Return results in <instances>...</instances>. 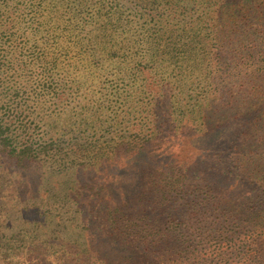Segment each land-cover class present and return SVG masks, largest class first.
<instances>
[{"label":"trees","instance_id":"obj_1","mask_svg":"<svg viewBox=\"0 0 264 264\" xmlns=\"http://www.w3.org/2000/svg\"><path fill=\"white\" fill-rule=\"evenodd\" d=\"M1 2L0 146L52 163L63 235L3 264H264V0ZM135 150L136 184L81 182Z\"/></svg>","mask_w":264,"mask_h":264},{"label":"rangeland","instance_id":"obj_2","mask_svg":"<svg viewBox=\"0 0 264 264\" xmlns=\"http://www.w3.org/2000/svg\"><path fill=\"white\" fill-rule=\"evenodd\" d=\"M35 1V0H33ZM61 4V8H58V16L63 19L64 22L67 18H70L71 13L64 7V4L61 0H57ZM0 6L3 7V3L0 0ZM8 17H4V15L0 16V28L1 30H6L7 32V19ZM23 31L24 27L22 28ZM57 32L66 31L61 25L55 27ZM4 45V41L0 36V46ZM68 55H72L68 54ZM13 127H10L12 130ZM189 129H184L181 132H178L169 136H162V139H159L155 144L156 149L163 148L165 151H159V155H166L164 153H173L170 151L179 145L188 144V139L191 137H187V131ZM20 132V131H18ZM23 136V135H20ZM19 138V137H18ZM20 142V141H19ZM14 146L18 144V142H12ZM166 146V148H164ZM206 147V146H205ZM170 148V149H169ZM154 150V148H153ZM7 150L4 147L0 146V242L6 243L9 242L6 250V258L3 259L4 252L0 251V264L3 262L10 261L12 256H16V258L23 260L25 254L27 252V247L29 242L33 239L35 231H28L29 222H34L33 218L39 220V226L41 225V233H39L40 239H55L54 237H62L63 235H57L54 233L55 231H59L61 229V224H58L60 221L59 210L54 207L55 210L50 209L47 205H45V200H49V196L52 195L55 191H58L60 188L57 184L55 189L54 182L51 186L46 187L45 195L44 194H35L38 190L43 189V179L46 178L48 180L49 176L52 177L54 175L53 171H50L52 168V163H48V161H40V162H30L28 168H22V166L14 164L13 159L11 160L7 156ZM191 152L188 151L185 154L189 155ZM153 154L147 150L134 151L133 153H126L118 166H110L103 171L99 172L96 178H91L90 172L85 177L81 178V182H83L86 187H92V182H95L97 186H106L111 183L112 178L115 180L116 178H120L121 176H129L130 178L126 181L128 184L133 183L136 184L137 180L135 179V171L140 166L144 165L149 161V155ZM45 162V163H44ZM87 169L90 171V164L87 165ZM115 176V177H114ZM79 179V177H78ZM96 181H95V180ZM104 182V183H101ZM90 182V185H89ZM92 192V191H90ZM35 203L38 204V208H43L40 211L39 217L37 218V212H30V204ZM51 204H53L51 202ZM44 210L48 212V215L45 217ZM73 237V235H67V237ZM17 247V248H16ZM21 249H18L20 248ZM25 247V248H24Z\"/></svg>","mask_w":264,"mask_h":264}]
</instances>
